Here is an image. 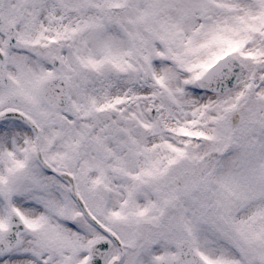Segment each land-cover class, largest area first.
I'll use <instances>...</instances> for the list:
<instances>
[{
    "label": "snow or ice",
    "instance_id": "obj_1",
    "mask_svg": "<svg viewBox=\"0 0 264 264\" xmlns=\"http://www.w3.org/2000/svg\"><path fill=\"white\" fill-rule=\"evenodd\" d=\"M0 264H264V0H0Z\"/></svg>",
    "mask_w": 264,
    "mask_h": 264
}]
</instances>
